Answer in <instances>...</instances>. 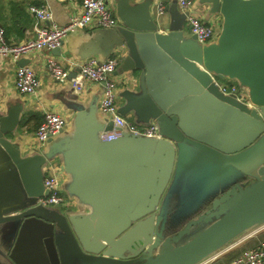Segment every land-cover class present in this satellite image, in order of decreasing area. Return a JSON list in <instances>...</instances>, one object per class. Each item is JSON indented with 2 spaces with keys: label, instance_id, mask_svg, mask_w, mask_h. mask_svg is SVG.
I'll return each instance as SVG.
<instances>
[{
  "label": "water",
  "instance_id": "1",
  "mask_svg": "<svg viewBox=\"0 0 264 264\" xmlns=\"http://www.w3.org/2000/svg\"><path fill=\"white\" fill-rule=\"evenodd\" d=\"M152 3L119 1L113 14L120 22L99 27L103 48L96 57L103 60L122 52L115 72H132L137 79L120 92L125 102L118 110L124 117L134 115L138 124L154 121L159 136L123 127L121 136L103 140V132L116 125L100 111L102 90L88 106L70 104L77 110L73 139L55 141L50 136L41 151L23 153L22 138L6 136L16 130L24 104L0 116V145L16 178V196L0 209V216L14 213V219L24 221L13 259L23 250L22 255L37 264H202L264 224V0H195L197 7H208L209 16H220V30L206 43L186 32L188 12L179 10L176 0L168 6L170 23L162 32ZM52 53L61 55V46ZM28 61L22 58L20 64ZM226 79L236 80L249 100L224 91ZM128 139L165 154L175 141L182 167L189 161L190 146L213 154L216 161L205 183V192L214 196L210 207L177 218L176 211L162 204L158 213L157 204L138 211L132 205H101L97 194L105 164L100 152ZM57 158L65 175L63 192L77 208L87 204L102 214L103 221L86 227L85 235L71 211L54 216L60 227L55 231L53 220L42 211L51 205L38 203L49 193L45 167ZM242 160L248 169L239 165ZM25 227L43 230L42 236L25 234L24 239Z\"/></svg>",
  "mask_w": 264,
  "mask_h": 264
},
{
  "label": "crops",
  "instance_id": "2",
  "mask_svg": "<svg viewBox=\"0 0 264 264\" xmlns=\"http://www.w3.org/2000/svg\"><path fill=\"white\" fill-rule=\"evenodd\" d=\"M119 1L121 0L112 1L113 11L116 10ZM126 1L130 4H136L144 0ZM157 1L152 0L153 15L161 21L160 30L165 32V27L170 23L168 6L174 0H163L167 9L162 15H156L155 13L154 5ZM176 1L178 2V0ZM31 4H47L53 11L55 21L59 24L67 23L71 14L80 12L82 8V0H0V28L4 30V35L8 42L18 43L35 34L34 32L39 22L36 16L28 9ZM177 5L179 10H182L179 2ZM198 9L202 17L207 16L208 18L207 6L204 5ZM214 17L218 18L220 22L219 14H213L205 21L213 20ZM184 27L187 33H192L189 30L188 23L185 22ZM102 48L103 37L101 29H99V26L91 25L83 29L82 32H75L66 36L61 46V55L57 56L63 63L67 64L71 60L78 62L90 56H99V54H102ZM48 53L46 50H36L27 56L29 63L34 65L41 79L40 91L37 96L21 94L15 86V70L17 66L21 65L20 60L15 62L9 56L0 57V116L5 114L10 107L24 104L21 120L16 130L6 134L12 140L18 141L19 137L22 138L23 153L26 150L29 152L42 150L43 146L39 149L33 144V133L39 125L37 122L38 116L43 120L45 110L60 112L68 119L66 127L54 135L55 141L73 139L77 110L70 104L82 103L88 106L94 99L95 94L103 89L100 84L87 79L82 81L80 90L72 88L71 83L73 85V82L71 78L66 82H58L48 72L46 64ZM117 54L121 57L122 52L114 51L112 55ZM73 73L74 75L72 76L77 75V71H73ZM115 78L119 81L117 94L121 106L124 104L125 99L120 92L126 85L134 86L137 77L132 72H115ZM231 80L236 83V80ZM126 117L130 120L134 119V115L131 113H128ZM132 141V139L124 140L113 146L111 150L105 149L100 152L103 157L102 163L105 164L103 178L99 180V192L97 194V199H99L101 205H132V210L138 211L144 206L157 204L155 212L158 213L162 204L168 210L176 211L177 218L182 217L184 214H192L195 210L200 213L210 207L209 202L214 196H212V192H205V189L208 188L205 183L208 180L210 166L216 161L213 154L200 147L190 146L189 161L182 167L178 162L179 150L175 141L171 140L172 143H169V146L166 147V154L155 151L152 148L153 146L148 147V144L144 141ZM55 161L61 167V159L57 158ZM239 165L244 169H248L246 160L240 161ZM61 172L64 180L65 175L63 171ZM15 189L16 178L12 164L7 153L0 145L1 210L6 203H9L11 196H16L14 194ZM172 206L175 207L170 209ZM51 207H49V210H42L46 211V218L53 220L54 216H58V213L67 216L68 212L71 211L79 233L84 235L86 234L84 230L86 227H91L92 223L103 221L102 214L95 213L91 205L84 204L83 207L77 208L76 203L71 202L67 207L56 205ZM181 208L184 211L178 215ZM14 216V213L0 216V264H37L32 257L23 256V250L16 254V259L11 257V252L15 247L24 222L23 218L16 220ZM112 220L118 222L117 217ZM53 222L54 230L59 231L60 227L57 226V222L55 220ZM102 228H104V223L99 225L98 230ZM42 232L43 230L41 231L40 229L36 230L34 228L31 230L25 227L22 234L25 239V234L27 236L28 234L42 236ZM252 232L246 238L228 247L217 256L212 257L207 264H230L233 261V254L228 251L233 248L239 249L241 246L249 247L256 244L257 241L263 240L264 224ZM226 252L228 253L225 254Z\"/></svg>",
  "mask_w": 264,
  "mask_h": 264
},
{
  "label": "built area",
  "instance_id": "3",
  "mask_svg": "<svg viewBox=\"0 0 264 264\" xmlns=\"http://www.w3.org/2000/svg\"><path fill=\"white\" fill-rule=\"evenodd\" d=\"M113 0H82L81 11L71 14L69 21L59 24L54 19V14L47 4H31L28 9L33 13L38 26L35 34L18 43H10L4 35V30L0 28V57H11L15 62L22 58H27L29 54L36 50H46V64L48 72L52 78L58 82H66L71 78L73 85L80 90L82 81L98 83L102 86V95L99 108L103 116L114 120L115 127L103 132V140L115 139L122 135L123 127L130 132L141 133L146 136H159L158 126L152 121L149 125L138 124L133 120L124 117L119 112V96L117 94L118 81L115 78V71L119 65L120 57L111 55L103 60L96 56L76 62L75 60L63 63L60 58L52 53L56 47L62 43L70 31L85 29L94 25L102 28H112L119 24V18L113 14ZM182 10L188 11L186 23L189 30L197 35L200 42H206L218 32L220 22L205 21L199 12V7L195 5V0H178ZM167 6L163 0H158L154 5L156 15L166 12ZM75 67H77L75 69ZM73 71H77L76 76L70 77ZM15 86L24 95L37 96L40 91L41 79L33 64L29 61L17 66L15 70ZM222 88L226 92H235L239 98L248 101L249 98L238 86L228 88L224 83ZM68 119L60 112L45 110L44 118L33 133V144L41 149V146L50 137L63 130ZM61 167L55 160H49L45 167L44 184L49 189L47 195L41 196L38 203L42 205L69 206L71 200L62 190ZM207 260L202 264H207ZM230 264H264V240L258 245L250 247L233 259Z\"/></svg>",
  "mask_w": 264,
  "mask_h": 264
},
{
  "label": "trees",
  "instance_id": "4",
  "mask_svg": "<svg viewBox=\"0 0 264 264\" xmlns=\"http://www.w3.org/2000/svg\"><path fill=\"white\" fill-rule=\"evenodd\" d=\"M41 121H42V118L41 117H39L38 116V120H37V122L40 124L41 123ZM37 128V127H36ZM263 240H264V238H262ZM263 240H261V241H263ZM248 241V240H247ZM246 241V242H247ZM261 241H257V243L256 244H254V245H252V246H246V247H239V249L238 248H233V249H231V250H229L228 252H230V254H233V258H232V260L234 259V258H236L238 255H240L245 249H247V248H250V247H253V246H256V245H258ZM243 244H246V243H243ZM228 252H226L225 254H227Z\"/></svg>",
  "mask_w": 264,
  "mask_h": 264
},
{
  "label": "rangeland",
  "instance_id": "5",
  "mask_svg": "<svg viewBox=\"0 0 264 264\" xmlns=\"http://www.w3.org/2000/svg\"><path fill=\"white\" fill-rule=\"evenodd\" d=\"M218 20V18H215L214 17V19L212 20V21H215V20ZM118 55V54H117ZM119 56V55H118ZM125 81H126V79H124ZM119 82V81H118ZM224 85H226L228 88H230L232 85L233 86H236V83L234 82V81H232L231 79H226V80H224ZM252 180H250V182H251Z\"/></svg>",
  "mask_w": 264,
  "mask_h": 264
},
{
  "label": "bare ground",
  "instance_id": "6",
  "mask_svg": "<svg viewBox=\"0 0 264 264\" xmlns=\"http://www.w3.org/2000/svg\"><path fill=\"white\" fill-rule=\"evenodd\" d=\"M113 12H114V11H113ZM209 40H210V39H209ZM209 40H208V41H209ZM208 41H206V42H208ZM206 42H201V43H206ZM236 86H237V83H236ZM244 93H245V92H244ZM246 95H247V93H246ZM247 96H248V95H247ZM119 106H120V104H119ZM247 249H249V248H247ZM245 250H246V249H245ZM245 250H244V251H245Z\"/></svg>",
  "mask_w": 264,
  "mask_h": 264
}]
</instances>
